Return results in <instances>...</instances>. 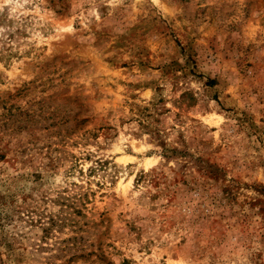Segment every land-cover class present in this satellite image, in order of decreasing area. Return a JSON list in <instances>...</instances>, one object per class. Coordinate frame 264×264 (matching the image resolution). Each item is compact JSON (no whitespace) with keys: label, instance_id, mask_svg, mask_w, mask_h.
Segmentation results:
<instances>
[{"label":"clouds","instance_id":"obj_1","mask_svg":"<svg viewBox=\"0 0 264 264\" xmlns=\"http://www.w3.org/2000/svg\"><path fill=\"white\" fill-rule=\"evenodd\" d=\"M0 264H264V0H0Z\"/></svg>","mask_w":264,"mask_h":264}]
</instances>
